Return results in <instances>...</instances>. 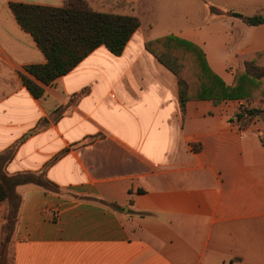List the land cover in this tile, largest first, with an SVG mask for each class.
Masks as SVG:
<instances>
[{
	"label": "crops",
	"instance_id": "1",
	"mask_svg": "<svg viewBox=\"0 0 264 264\" xmlns=\"http://www.w3.org/2000/svg\"><path fill=\"white\" fill-rule=\"evenodd\" d=\"M131 1L141 26L123 53L98 47L35 98L20 73L47 59L9 3L66 0H0V154L14 149L9 175L56 187H17L9 264H264V114L237 118L264 98L192 100L183 113L178 78L145 48L193 42L231 85L264 50V24L226 13L264 16V0ZM163 1L177 9L159 20Z\"/></svg>",
	"mask_w": 264,
	"mask_h": 264
},
{
	"label": "trees",
	"instance_id": "2",
	"mask_svg": "<svg viewBox=\"0 0 264 264\" xmlns=\"http://www.w3.org/2000/svg\"><path fill=\"white\" fill-rule=\"evenodd\" d=\"M9 6L18 24L32 35L47 59L45 64L28 65L26 73H20L23 84L35 98H41L46 86L71 72L100 46L120 56L141 26L137 16L98 12L91 9L86 0H66L63 7L21 2H10ZM209 10L211 14L223 15L214 6H210ZM228 13L248 26L264 24L262 14L246 16L235 11ZM145 48L178 78L183 113L192 100L220 103L264 98V50L242 58L233 83L228 85L213 71L202 48L193 42L170 35L146 42ZM258 114H264V111L242 108L237 118L247 121L248 117ZM12 153L0 154V204H8L2 225L0 264H6L9 243L18 221L21 197L17 187L33 184L47 191L56 189L36 174L9 175L5 166Z\"/></svg>",
	"mask_w": 264,
	"mask_h": 264
},
{
	"label": "rangeland",
	"instance_id": "3",
	"mask_svg": "<svg viewBox=\"0 0 264 264\" xmlns=\"http://www.w3.org/2000/svg\"><path fill=\"white\" fill-rule=\"evenodd\" d=\"M87 3L93 10H96L98 12L114 13L121 15H135L138 9L137 2H133L131 0H90V3L88 1ZM176 5V3H171L169 1L161 2L159 4L161 11L157 12L159 20L160 17L162 18L164 16V14L168 15V13L172 10H176ZM226 14L228 15L229 13L227 12ZM194 19H197V21L195 22H198L200 20V17H195ZM164 21L165 20L161 19L160 24L164 23ZM167 27H169L168 24L165 25V28ZM6 264H9L8 258Z\"/></svg>",
	"mask_w": 264,
	"mask_h": 264
},
{
	"label": "built area",
	"instance_id": "4",
	"mask_svg": "<svg viewBox=\"0 0 264 264\" xmlns=\"http://www.w3.org/2000/svg\"><path fill=\"white\" fill-rule=\"evenodd\" d=\"M250 117H248V119H249Z\"/></svg>",
	"mask_w": 264,
	"mask_h": 264
}]
</instances>
